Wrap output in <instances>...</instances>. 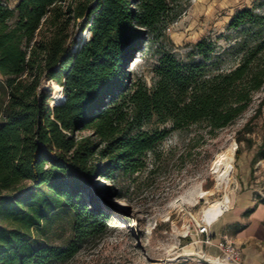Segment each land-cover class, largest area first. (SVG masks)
Wrapping results in <instances>:
<instances>
[{
  "label": "trees",
  "instance_id": "16d2710c",
  "mask_svg": "<svg viewBox=\"0 0 264 264\" xmlns=\"http://www.w3.org/2000/svg\"><path fill=\"white\" fill-rule=\"evenodd\" d=\"M11 1L0 0V264L75 256L107 229L94 190L115 192L116 174L146 167L173 131L229 126L264 87V12L255 7L229 24L241 36L237 63L214 71L209 42L181 56L167 33L189 0ZM79 29L89 37L77 39ZM263 107L264 97L257 116ZM67 209L74 237L37 246L33 230Z\"/></svg>",
  "mask_w": 264,
  "mask_h": 264
},
{
  "label": "rangeland",
  "instance_id": "374dc122",
  "mask_svg": "<svg viewBox=\"0 0 264 264\" xmlns=\"http://www.w3.org/2000/svg\"><path fill=\"white\" fill-rule=\"evenodd\" d=\"M17 2L12 0L10 6ZM245 7L264 12V0H189L167 33L181 56L197 42L206 40L215 50L211 68L230 69L239 59L231 49L241 36L229 24L236 12ZM89 35L88 30L77 31V39ZM133 69L141 72L147 67ZM41 83L47 92L56 89L54 96L60 97L62 90L55 87V81L42 79ZM263 97L264 87L254 94L248 109L235 122L215 133H209L205 125L173 131L156 153L146 155V167L116 174L115 192L94 190L95 202L106 213V232L88 240L72 258L52 264H204L186 257V252L222 262L223 252L203 242L205 236L199 234V224L206 223L205 210L226 194L230 197L228 210L239 195L248 191L254 197L264 196V156H260L264 144V107L257 116ZM156 125L150 124L148 128ZM165 126L172 125H161ZM89 133L86 130L80 135ZM229 149L234 150L233 180L230 186L219 190L212 166ZM93 183L96 188L101 186L97 178ZM205 191L212 194L202 198L200 195ZM92 203L89 201L88 207ZM73 222V211L63 210L45 224V231L33 230V242L37 246H64L74 237ZM210 228L214 233L217 223Z\"/></svg>",
  "mask_w": 264,
  "mask_h": 264
},
{
  "label": "crops",
  "instance_id": "0c3cea01",
  "mask_svg": "<svg viewBox=\"0 0 264 264\" xmlns=\"http://www.w3.org/2000/svg\"><path fill=\"white\" fill-rule=\"evenodd\" d=\"M216 223L212 245L217 247L227 234L243 250L242 264H264V196L249 191L239 195Z\"/></svg>",
  "mask_w": 264,
  "mask_h": 264
},
{
  "label": "bare ground",
  "instance_id": "6f19581e",
  "mask_svg": "<svg viewBox=\"0 0 264 264\" xmlns=\"http://www.w3.org/2000/svg\"><path fill=\"white\" fill-rule=\"evenodd\" d=\"M234 150L229 149L226 152L221 153L216 160L213 163L212 166V173L214 175V178L216 180V189H222L227 188L230 186L232 180H233V162H234ZM211 191H205L202 192L200 195L202 198H207L209 195H211ZM229 203H230V197L228 194L224 196L223 200H216L214 203L205 210L204 212V221L208 224L215 223L226 210L229 209ZM184 254V253H183ZM186 257H189L191 259L198 260L199 262H202L199 257H202L201 255L193 254L191 252L185 253ZM213 262H216L217 264H222V262L217 258H208ZM203 263V262H202ZM224 264V263H223Z\"/></svg>",
  "mask_w": 264,
  "mask_h": 264
},
{
  "label": "built area",
  "instance_id": "2783aa9c",
  "mask_svg": "<svg viewBox=\"0 0 264 264\" xmlns=\"http://www.w3.org/2000/svg\"><path fill=\"white\" fill-rule=\"evenodd\" d=\"M210 227L211 224L208 223L199 224V234L206 236L203 240V242L206 244H213ZM217 247L224 254V264H242L243 250L233 241L229 235H224L222 240L217 244Z\"/></svg>",
  "mask_w": 264,
  "mask_h": 264
},
{
  "label": "water",
  "instance_id": "95a60500",
  "mask_svg": "<svg viewBox=\"0 0 264 264\" xmlns=\"http://www.w3.org/2000/svg\"><path fill=\"white\" fill-rule=\"evenodd\" d=\"M199 259L204 263V264H217L216 262L211 261L208 258H205V256L199 257Z\"/></svg>",
  "mask_w": 264,
  "mask_h": 264
}]
</instances>
